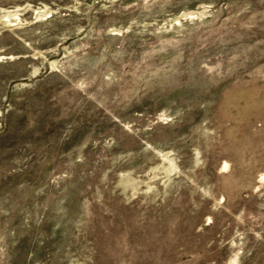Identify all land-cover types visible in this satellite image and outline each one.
I'll list each match as a JSON object with an SVG mask.
<instances>
[{
  "label": "rangeland",
  "instance_id": "obj_1",
  "mask_svg": "<svg viewBox=\"0 0 264 264\" xmlns=\"http://www.w3.org/2000/svg\"><path fill=\"white\" fill-rule=\"evenodd\" d=\"M0 264H264V0H0Z\"/></svg>",
  "mask_w": 264,
  "mask_h": 264
}]
</instances>
